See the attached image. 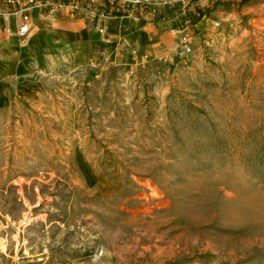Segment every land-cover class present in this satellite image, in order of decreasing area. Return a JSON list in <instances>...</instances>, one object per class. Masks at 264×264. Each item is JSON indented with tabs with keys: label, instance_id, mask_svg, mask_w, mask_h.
<instances>
[{
	"label": "rangeland",
	"instance_id": "1",
	"mask_svg": "<svg viewBox=\"0 0 264 264\" xmlns=\"http://www.w3.org/2000/svg\"><path fill=\"white\" fill-rule=\"evenodd\" d=\"M165 1L166 55L8 83L0 264H264V0Z\"/></svg>",
	"mask_w": 264,
	"mask_h": 264
},
{
	"label": "crops",
	"instance_id": "2",
	"mask_svg": "<svg viewBox=\"0 0 264 264\" xmlns=\"http://www.w3.org/2000/svg\"><path fill=\"white\" fill-rule=\"evenodd\" d=\"M0 7L9 6L0 0ZM18 23L15 16L0 15V107L10 101L8 83L17 85L35 69L64 62L129 65L147 54L166 55L183 31L170 26L162 13L89 20L66 11L41 15L33 8L28 33L18 34Z\"/></svg>",
	"mask_w": 264,
	"mask_h": 264
},
{
	"label": "built area",
	"instance_id": "3",
	"mask_svg": "<svg viewBox=\"0 0 264 264\" xmlns=\"http://www.w3.org/2000/svg\"><path fill=\"white\" fill-rule=\"evenodd\" d=\"M183 2L186 0H182ZM7 9L0 7V15L5 19L18 18L17 33L26 34L29 31L30 11L38 8L41 15L55 16L63 11L84 19L107 20L121 17H139L144 15H159L172 8L171 1L153 0H2ZM190 47L184 44V50Z\"/></svg>",
	"mask_w": 264,
	"mask_h": 264
}]
</instances>
